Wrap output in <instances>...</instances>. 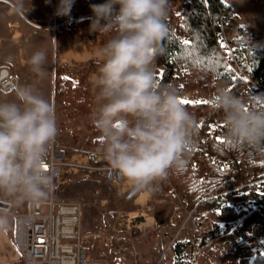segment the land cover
I'll return each instance as SVG.
<instances>
[{"label": "rangeland", "instance_id": "374dc122", "mask_svg": "<svg viewBox=\"0 0 264 264\" xmlns=\"http://www.w3.org/2000/svg\"><path fill=\"white\" fill-rule=\"evenodd\" d=\"M186 1L170 0L172 7L167 21L169 31L176 32L180 29ZM223 1L233 10L235 18L223 23L224 30L220 34L217 31L215 39L233 78L238 79L233 71V68L237 69L235 64L244 71L236 54L235 42L242 36L239 29L247 30L254 48L264 43V0ZM104 2L105 0H90L88 5L74 4L67 24L62 25L61 17L55 15L56 8L52 6V0H30L31 10L25 14L26 19L13 15L12 12L6 16L8 19H1L4 14L2 12L10 9L0 1V35L5 34L10 38L17 29L21 35L23 33L27 36L17 41L19 45L14 44L15 50L12 54L9 52L6 58L3 52L4 55H1L0 59H11L17 64V60L23 57L27 60L37 49L48 53L47 76L43 81H37L28 66H15L14 69L9 68V72L19 83L25 81L27 85L37 87L55 106L59 130L56 141L66 147V164L54 181L53 196L58 203H77L80 206L82 230L84 234L91 235V240L85 243L88 260L103 261L107 264H238L241 256L235 254L236 246L231 247L230 243L229 247L226 243L217 244L216 241L224 235L226 224L238 226L249 215V200L237 199L236 191L263 181L264 171L254 173L247 170L231 174L232 195L226 202L235 210V218L220 219L219 210L209 211L198 220L192 215L197 199L204 198L202 193L208 188L205 179L209 175L210 167L213 165L230 171L233 168L234 162L221 159L212 147L213 142L224 140L220 128L223 126L221 115L214 116L210 111L207 117L196 118L198 135L194 147L190 150L187 166L182 171L171 174L166 183H162L152 194H135L130 198L131 190L126 183L114 184L106 180L101 170L106 163L100 156L83 157L73 150L83 147L85 150L96 152L95 145L99 144V134L94 132L95 128L91 122L94 92L90 82L91 76L98 70L91 72L89 65L100 63L96 51L106 43L108 36L91 33L89 18L92 16L90 6ZM73 12L76 15H73ZM5 20L15 25L17 23V26H8L6 29ZM82 20L89 23L81 25ZM223 37L225 42H229L230 49H233L232 55L221 45L220 39ZM181 38L185 40L184 36ZM1 45L4 44L0 41V48ZM67 45L83 47L89 52L87 59H67L62 62L64 59H61V48ZM58 67L64 68L61 74L63 78L82 84L84 109L69 110L54 101L53 80ZM159 77L160 72L157 71V79ZM238 80L245 85L241 96L264 95V87L262 86L261 91L259 81L250 79L251 83H245ZM171 84L177 87L179 99L188 102L185 104L208 106L210 98L220 86L214 82L205 84L198 78H188L181 72L176 74V79ZM12 91L13 89L4 91L0 87V101L12 99ZM203 123L208 126L207 132L202 128ZM198 171L202 172L200 176L197 175ZM216 194L213 192V195ZM141 196H144V201H141ZM26 205L14 207V211L24 212ZM135 217H143L145 220L142 224L139 223L140 225L132 226L130 222ZM106 223L112 224L108 227ZM12 234L11 218L7 233H0V264H20ZM250 236L255 240L248 241L247 237H244L241 241L249 248V262L256 252L264 255V232L256 223Z\"/></svg>", "mask_w": 264, "mask_h": 264}, {"label": "clouds", "instance_id": "9594fccd", "mask_svg": "<svg viewBox=\"0 0 264 264\" xmlns=\"http://www.w3.org/2000/svg\"><path fill=\"white\" fill-rule=\"evenodd\" d=\"M13 15L25 18L30 0H2ZM75 0H59L55 15L66 17ZM170 0H105L92 4L89 31L107 35L97 49L98 71L91 122L99 134L96 152L110 176L134 194H152L168 177L188 164L198 135L196 117L182 104L171 83L157 79L156 62L169 35ZM47 51L27 59L37 81L47 76ZM13 99L0 101V199L15 208L39 207L55 191L47 164L58 136L56 110L50 98L32 85L17 83ZM264 96H240L218 86L210 110L220 114L224 141L236 148L264 146ZM10 214L0 212V233Z\"/></svg>", "mask_w": 264, "mask_h": 264}, {"label": "trees", "instance_id": "16d2710c", "mask_svg": "<svg viewBox=\"0 0 264 264\" xmlns=\"http://www.w3.org/2000/svg\"><path fill=\"white\" fill-rule=\"evenodd\" d=\"M89 2L90 0H75L74 4L88 5ZM58 4L59 0H52L54 8H57ZM72 14L76 15L75 12ZM68 18V16L61 17L62 25L67 24ZM234 18L233 10L223 0H187L184 3L180 29L176 32L169 31L167 39L162 44L164 51L156 62V71L160 72L158 80L162 83H172L176 79V74L181 72L188 78H198L205 84L214 82L220 86H227L230 91L241 96L245 85L233 78L215 39L219 23H225ZM88 23L87 20L80 22L81 25ZM239 33L242 35L241 39L235 42L239 63L251 80L259 81L264 87V43L254 48L247 30L241 28ZM182 36L185 40L181 38ZM184 41L188 43L185 44ZM98 66L99 64L89 65L90 71H97ZM63 69V67H58L54 72L53 99L69 110L74 108L82 110L84 109L83 86L80 82L63 78L61 76ZM183 105L196 118L207 117L211 111L208 105L194 103ZM256 106L264 107V104ZM212 113L214 116L220 115ZM202 128L204 132H207L206 123L202 124ZM220 128L223 131V126ZM94 132L98 134L96 130ZM98 145L96 143L95 148ZM212 147L214 153L218 154L221 159L233 161V168L230 171L212 165L210 172L207 170L209 175L205 181L208 183V188L206 187L207 189L202 193L204 198L197 199L192 215L198 220L209 211L219 210L220 219H233L236 217L235 210L226 202L232 195L230 190L233 182L230 176L238 171L252 170L254 173L264 171V146L257 149L236 148L223 140L213 142ZM201 174V171L197 172V175ZM213 192L217 194L213 195ZM236 192L237 199L249 200V215L238 226L237 224H226L224 235L216 242L217 244L226 243L229 247L230 243L235 242V254L241 256L238 264H264V255L259 252H256L249 262V248L241 242L244 237H247L248 241L255 240L250 236L255 223L264 232V180L241 187ZM110 224L106 223V226L110 227ZM262 244L264 247V239Z\"/></svg>", "mask_w": 264, "mask_h": 264}, {"label": "built area", "instance_id": "2783aa9c", "mask_svg": "<svg viewBox=\"0 0 264 264\" xmlns=\"http://www.w3.org/2000/svg\"><path fill=\"white\" fill-rule=\"evenodd\" d=\"M222 26L223 23H220L219 34L224 30ZM220 41L226 52L232 55L233 49H230L229 42H225L224 37ZM235 66L237 68H233L235 76L245 83H251L249 76L240 66L237 63ZM16 84L17 80L10 77L6 69L0 70L2 90H12ZM258 86L262 91V85ZM65 150L66 147L55 141L49 153L47 164L54 181L60 176L66 164ZM73 150L83 157H99L98 153L85 150L83 147H76ZM101 170L108 182L122 183L115 176L109 175L107 165ZM130 193V198L135 195L132 191ZM5 211L13 219L12 241L19 253L20 264H107L103 261L88 260L86 257L85 243L89 241L91 235L84 234L82 230L81 210L77 203H58L52 195L45 204L39 207L27 204L24 212L16 213L7 200L0 199V212ZM232 246L235 247L236 243L232 242Z\"/></svg>", "mask_w": 264, "mask_h": 264}, {"label": "crops", "instance_id": "0c3cea01", "mask_svg": "<svg viewBox=\"0 0 264 264\" xmlns=\"http://www.w3.org/2000/svg\"><path fill=\"white\" fill-rule=\"evenodd\" d=\"M6 9V8H5ZM10 12L11 11H7V9L2 12L4 14H2V18H1V15H0V18L1 19H8L6 16L10 15ZM5 23H6V29L8 26H17V23L16 25L15 24H12V22H10L9 20H5ZM22 36V37H20ZM11 38V39H10ZM8 38V36H6L5 34L4 35H0V41L1 43L3 42L4 45H1V48H0V56L1 55H4L3 52L5 53L4 57H8L6 56V54H8L9 52H11V54L13 53V50L14 49V44H17V41L21 38H27V36H24L23 33L21 35V32H19L17 29H15V32L13 34H11V37ZM11 42V43H9ZM13 42V43H12ZM19 45V42L18 44ZM61 51H62V55H61V59L64 58L63 61H66V59H77V58H80L82 59L83 61L85 59H87V56L89 55V52L87 50H85L83 47H80L79 45H67L66 47H63L61 48ZM2 52V53H1ZM61 53V52H60ZM80 56V57H79ZM12 57V56H11ZM7 63L5 65L1 64V63ZM18 64V65H17ZM17 64L16 62H13V60L11 59H0V69H6L9 73V76H10V72H9V68H15V66H18V67H27V60L23 57V58H20L19 60H17ZM10 77H14V76H10ZM15 78V77H14ZM22 80V79H21ZM23 83H21L20 81V84H26L24 83L25 81H22ZM17 83H19L17 81ZM12 98V97H10ZM13 99V98H12Z\"/></svg>", "mask_w": 264, "mask_h": 264}, {"label": "water", "instance_id": "95a60500", "mask_svg": "<svg viewBox=\"0 0 264 264\" xmlns=\"http://www.w3.org/2000/svg\"><path fill=\"white\" fill-rule=\"evenodd\" d=\"M144 218L143 217H135L131 220L130 224L132 226L136 225V224H139V223H143L144 222Z\"/></svg>", "mask_w": 264, "mask_h": 264}, {"label": "snow or ice", "instance_id": "6c2138e0", "mask_svg": "<svg viewBox=\"0 0 264 264\" xmlns=\"http://www.w3.org/2000/svg\"><path fill=\"white\" fill-rule=\"evenodd\" d=\"M183 43L187 44L188 42L187 41H184ZM180 103L185 104V103H188V102L187 101H184V100H180Z\"/></svg>", "mask_w": 264, "mask_h": 264}, {"label": "bare ground", "instance_id": "6f19581e", "mask_svg": "<svg viewBox=\"0 0 264 264\" xmlns=\"http://www.w3.org/2000/svg\"><path fill=\"white\" fill-rule=\"evenodd\" d=\"M64 59V58H63ZM67 60V59H66ZM133 193V192H132ZM142 197V199H141V201H144L145 199H144V196H141Z\"/></svg>", "mask_w": 264, "mask_h": 264}]
</instances>
